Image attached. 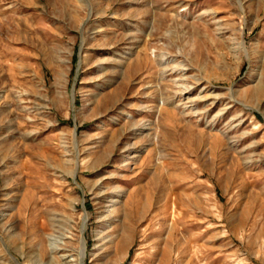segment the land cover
<instances>
[{
    "label": "rangeland",
    "instance_id": "374dc122",
    "mask_svg": "<svg viewBox=\"0 0 264 264\" xmlns=\"http://www.w3.org/2000/svg\"><path fill=\"white\" fill-rule=\"evenodd\" d=\"M0 264H264V0H0Z\"/></svg>",
    "mask_w": 264,
    "mask_h": 264
},
{
    "label": "bare ground",
    "instance_id": "6f19581e",
    "mask_svg": "<svg viewBox=\"0 0 264 264\" xmlns=\"http://www.w3.org/2000/svg\"><path fill=\"white\" fill-rule=\"evenodd\" d=\"M81 257H83V254L81 253Z\"/></svg>",
    "mask_w": 264,
    "mask_h": 264
}]
</instances>
